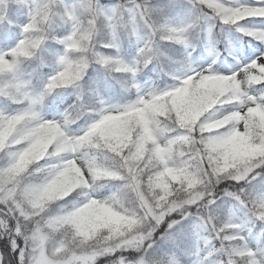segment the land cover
<instances>
[{"label":"snow or ice","instance_id":"6c2138e0","mask_svg":"<svg viewBox=\"0 0 264 264\" xmlns=\"http://www.w3.org/2000/svg\"><path fill=\"white\" fill-rule=\"evenodd\" d=\"M0 264H264V0H0Z\"/></svg>","mask_w":264,"mask_h":264}]
</instances>
